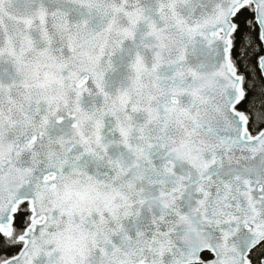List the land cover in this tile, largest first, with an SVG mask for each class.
<instances>
[{"label": "snow or ice", "instance_id": "snow-or-ice-1", "mask_svg": "<svg viewBox=\"0 0 264 264\" xmlns=\"http://www.w3.org/2000/svg\"><path fill=\"white\" fill-rule=\"evenodd\" d=\"M0 264H264V0H0Z\"/></svg>", "mask_w": 264, "mask_h": 264}]
</instances>
